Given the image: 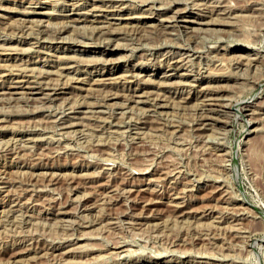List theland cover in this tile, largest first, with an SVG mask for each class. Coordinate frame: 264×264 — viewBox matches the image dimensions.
<instances>
[{
  "label": "rangeland",
  "instance_id": "rangeland-1",
  "mask_svg": "<svg viewBox=\"0 0 264 264\" xmlns=\"http://www.w3.org/2000/svg\"><path fill=\"white\" fill-rule=\"evenodd\" d=\"M42 74L0 99V264H264V0H0V92Z\"/></svg>",
  "mask_w": 264,
  "mask_h": 264
},
{
  "label": "bare ground",
  "instance_id": "bare-ground-1",
  "mask_svg": "<svg viewBox=\"0 0 264 264\" xmlns=\"http://www.w3.org/2000/svg\"><path fill=\"white\" fill-rule=\"evenodd\" d=\"M92 7V6H91ZM151 9V8H150ZM153 9V8H152ZM183 13H187V12H184V11H174L173 12V16H172V20H171V22H174V23H177V22H184V23H189L187 20H184L183 19V17H184V14ZM223 14V13H222ZM66 18L67 17H69V15H64ZM144 18H146V17H144ZM111 19H117V20H121L122 18H111ZM143 19V18H142ZM161 21V20H160ZM163 21V20H162ZM168 21V20H167ZM170 21V20H169ZM118 22V21H117ZM105 23V22H104ZM199 23V22H198ZM114 23L113 22H106V24L103 26V25H100V26H97V27H94L93 29V35H95V36H97V37H99V38H102V41L105 43V45H104V47H106V45H110V44H107L108 42H111V41H113L114 40V38L117 36V34L119 33L117 30H113V29H111V28H109V26L110 25H113ZM203 25H206V23L205 24H203ZM210 25V24H209ZM136 26V25H135ZM24 27V26H23ZM27 27V26H26ZM67 27H69V26H61V27H59L57 30H56V32H57V34L58 35H55V36H52L51 38H50V41L49 42H51V43H56L57 41H58V43H60V41L62 40V38L60 37V35L59 34H61L62 32H64V30L67 28ZM129 27H131V26H129ZM164 27H167V26H164ZM176 27V26H175ZM189 27V26H188ZM188 27H185V28H188ZM18 28V27H17ZM49 28V26L46 24H37L36 23V29L35 28H33V29H35L36 30V32L38 33V34H45L46 32H47V29ZM262 28V27H261ZM143 29V28H142ZM25 30V29H24ZM200 32L202 31L203 32V30L202 29H198ZM53 31H54V29H53ZM162 31V30H161ZM18 32H21V33H23V30H21V29H19L18 30ZM48 33V32H47ZM134 33V32H133ZM141 33V32H140ZM163 34V33H162ZM130 35V34H129ZM150 35V34H149ZM203 36V35H202ZM118 37V36H117ZM131 37V36H130ZM4 42V41H3ZM19 48V47H18ZM106 49V48H105ZM111 49V48H110ZM247 61H253V59L252 58H247L246 59ZM250 64L251 63H249V66H250ZM246 65V64H245ZM24 65H22V67H23ZM246 66H248V64L246 65ZM25 67V66H24ZM255 67V66H254ZM257 67V66H256ZM18 68V67H17ZM27 68V67H26ZM247 68V67H246ZM263 69V68H262ZM256 70V69H255ZM107 73H109V72H107ZM27 74V72H22L21 74H15L16 76H19L20 78H27V77H30V76H27L26 75ZM91 74V73H90ZM178 75V74H177ZM46 75H44V74H42V75H39V76H37V77H35L34 76V80H28V79H25V80H22V79H20L19 81H17V82H14L15 84H18L19 86L18 87H15V86H8V87H6V89H1V90H5L6 92H9V93H6L5 91L4 92H0V96H5V95H13V94H18V93H20V97H21V95H22V98H20V99H22V101L23 100H27V99H29V98H27V97H24V96H26V95H29V94H35V93H33L34 91L33 90H43V89H50V90H57L58 88H57V85H53L52 87L48 84V83H46V81H45V79L47 78V76L45 77ZM133 76H135V77H139V73H137V74H134ZM143 77V76H142ZM164 77L165 78H167V77H170V75H165L164 74ZM196 80V79H195ZM77 81H80L81 82V80H77ZM193 82H197V81H193ZM24 84H34V87H33V85L31 86L30 85V87H28V86H25ZM44 86V87H43ZM194 87V86H193ZM17 89H22L23 90V92H18V91H16ZM27 90V91H24V90ZM205 90V89H204ZM53 91V92H54ZM213 91V90H212ZM212 93V92H211ZM217 93V92H216ZM210 94V93H209ZM112 95V94H111ZM136 95V94H135ZM204 95V94H203ZM202 95V96H203ZM133 96V95H132ZM204 96H206V95H204ZM135 97H139V96H135ZM109 98V97H108ZM156 98V97H155ZM0 99H2L3 101H5V99H11L10 97L9 98H5V97H3V98H0ZM96 99V98H95ZM131 99H132V97H131ZM14 100V99H13ZM28 101V100H27ZM164 102V101H163ZM129 103H130V101H129ZM131 103H133V104H142V103H144V104H146V103H148L147 104V106L149 107V110H147V111H157L158 109H161L162 107H164L165 105L163 104V103H160L159 102V100L158 99H153L150 103L149 102H145V101H143L142 99H135V100H131ZM204 105V104H203ZM124 106V105H123ZM198 108V107H197ZM200 109V111H199V122H200V124L203 126V128L205 127H207L208 128V126H210L211 125V120H213V118H211V116L210 115H208L209 114V112H211V109H203L202 110V108H199ZM198 109V110H199ZM213 110V109H212ZM160 111V110H159ZM163 111V110H162ZM146 113V112H145ZM153 113V112H152ZM117 114V113H116ZM147 115V114H146ZM149 115V114H148ZM153 115V114H152ZM198 115V114H197ZM61 119V118H60ZM214 120H216V119H214ZM3 121V120H2ZM62 122V121H61ZM64 124V123H63ZM73 125H76V123H69L68 125H66V126H62V127H64V128H68V127H71V126H73ZM213 125V124H212ZM197 126V125H196ZM61 127V128H62ZM209 128H211V127H209ZM135 137V136H134ZM61 139V138H60ZM27 141H28V139H27ZM15 142V141H14ZM18 142V141H17ZM16 143V142H15ZM14 146H18V144L16 143V144H14ZM15 149V148H14ZM17 153V152H16ZM19 153V152H18ZM17 153V154H18ZM167 174V173H166ZM167 176V175H166ZM4 185V183L2 184V186ZM33 185V184H32ZM32 185H31V188H32ZM127 191H129V190H127ZM127 191H125V192H127ZM183 191V190H182ZM25 192H26V190H25ZM37 192V191H36ZM168 195V194H167ZM179 198V197H178ZM145 201V200H144ZM176 202V201H175ZM173 203V202H172ZM176 204V203H175ZM19 209V208H18ZM14 211V210H13ZM2 222V221H1ZM197 225V224H196ZM124 247V246H123ZM114 248L115 249H121L122 248V246H114ZM11 253V252H10ZM20 254V253H19ZM51 254V253H50ZM49 258V257H48ZM105 260V259H104ZM20 261V260H19Z\"/></svg>",
  "mask_w": 264,
  "mask_h": 264
}]
</instances>
